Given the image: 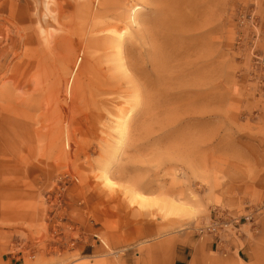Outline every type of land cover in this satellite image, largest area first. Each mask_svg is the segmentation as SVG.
<instances>
[{
    "label": "rangeland",
    "instance_id": "1",
    "mask_svg": "<svg viewBox=\"0 0 264 264\" xmlns=\"http://www.w3.org/2000/svg\"><path fill=\"white\" fill-rule=\"evenodd\" d=\"M216 210L252 222L193 264H264V0H0V264H138Z\"/></svg>",
    "mask_w": 264,
    "mask_h": 264
},
{
    "label": "crops",
    "instance_id": "2",
    "mask_svg": "<svg viewBox=\"0 0 264 264\" xmlns=\"http://www.w3.org/2000/svg\"><path fill=\"white\" fill-rule=\"evenodd\" d=\"M213 239L208 235L198 236L188 245H155L148 248L138 256V264H193L195 257L202 251H214ZM216 251V250H215ZM123 264L127 258L121 257ZM194 260V261H193Z\"/></svg>",
    "mask_w": 264,
    "mask_h": 264
},
{
    "label": "built area",
    "instance_id": "3",
    "mask_svg": "<svg viewBox=\"0 0 264 264\" xmlns=\"http://www.w3.org/2000/svg\"><path fill=\"white\" fill-rule=\"evenodd\" d=\"M251 216H244L242 218L236 217L225 210H216L210 216L206 224H202L197 228L198 235H208L213 239L216 249L223 247V242L227 237H238L241 233V228L244 223H251Z\"/></svg>",
    "mask_w": 264,
    "mask_h": 264
},
{
    "label": "bare ground",
    "instance_id": "4",
    "mask_svg": "<svg viewBox=\"0 0 264 264\" xmlns=\"http://www.w3.org/2000/svg\"><path fill=\"white\" fill-rule=\"evenodd\" d=\"M110 5H111V4H110ZM112 5H113V4H112ZM114 17H115V15H114ZM120 17H121V15H120ZM109 18H110V17H109ZM90 32H91V31H90ZM91 33H92V32H91ZM77 37H78V36H77ZM77 40H78V43H79V39H77ZM100 40H101V39H100ZM105 41H106V40H105ZM55 42H56V41H55ZM67 42H70V41H67ZM120 43H121V42H120ZM120 43H119V44H120ZM105 44H106V43H105ZM75 45H76V44H75ZM81 45H82V44H81ZM103 45H104V44H103ZM54 46H55V44H54ZM55 47H56V46H55ZM80 47H81V46H80ZM100 47H101V46H100ZM102 47H103V46H102ZM81 48H82V47H81ZM95 48H96V47H95ZM103 48H104V47H103ZM104 49H105V48H104ZM81 50H82V49H81ZM73 52H74V48H73ZM74 53H75V52H74ZM76 53H77V51H76ZM53 54H54V53H53ZM60 54H61V53H60ZM76 55H77V54H76ZM77 56H79V55H77ZM75 57H76V56H75ZM62 58H63V57H62ZM77 59H78V58H77ZM58 63H59V62H58ZM61 64H62V63H61ZM59 65H60V63H59ZM62 65H63V64H62ZM77 66H78V65H77ZM60 67H61V65H60ZM63 67H64V65H63ZM74 68H75V67H74ZM62 69H63V68H62ZM62 69H61V70H62ZM61 72H62V71H61ZM64 74H65V73H64ZM53 77H54V76H53ZM56 79H57V78H56ZM59 80H60V79H59ZM59 80H58V81H59ZM58 81H57V83H56L57 85H58V83H59ZM94 81H95V80H94ZM108 82H109V81H108ZM61 83H62V81H61ZM71 83H72V80H71ZM73 83H74V82H73ZM76 83H77V82H76ZM104 83H105V82H104ZM101 85H102V84H101ZM105 85H106V84H105ZM109 86L112 87L111 85H109ZM59 87H60V85H59ZM90 87H91V86H90ZM105 87H106V86H105ZM55 88H56V87H55ZM101 88H102V87H101ZM89 89H90V88H89ZM109 89H110V88H109ZM55 90H56V89H55ZM92 90H94V89H92ZM89 91H90V90H89ZM92 93H93V92H92ZM88 94H89V93H88ZM95 94H96V92H95ZM106 94H107V93H106ZM93 95H94V94H93ZM92 97H93V96H92ZM90 98H91V96H90ZM106 101H107V100H106ZM61 103H62V102H61ZM125 116H126V115H125ZM122 117H123V116H122ZM60 119H61V116H60ZM121 125H122V126H121V127H122V130L124 131L125 123L123 122V123H121ZM123 131H122V132H123ZM132 198L135 199V200L137 199L138 201L141 200L143 203L145 202V204H147V202H148L145 196L140 195V194L135 193V192H132ZM141 201H140V202H141ZM142 202H141V204H142Z\"/></svg>",
    "mask_w": 264,
    "mask_h": 264
}]
</instances>
